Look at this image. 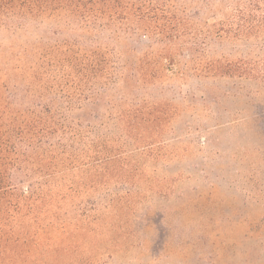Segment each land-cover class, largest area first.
Returning a JSON list of instances; mask_svg holds the SVG:
<instances>
[{
    "label": "rangeland",
    "instance_id": "obj_1",
    "mask_svg": "<svg viewBox=\"0 0 264 264\" xmlns=\"http://www.w3.org/2000/svg\"><path fill=\"white\" fill-rule=\"evenodd\" d=\"M114 1L131 11L104 26L60 15L0 30L4 47L48 53L41 86L79 104L86 166L70 176L102 172L85 195L105 200L100 216L37 264H264V0ZM78 46L113 56L119 77L78 89L60 58Z\"/></svg>",
    "mask_w": 264,
    "mask_h": 264
},
{
    "label": "trees",
    "instance_id": "obj_2",
    "mask_svg": "<svg viewBox=\"0 0 264 264\" xmlns=\"http://www.w3.org/2000/svg\"><path fill=\"white\" fill-rule=\"evenodd\" d=\"M119 8L130 10L114 0H0V30L15 33L33 20L60 15L86 30L92 24L103 25L105 15ZM138 10L135 17H143ZM89 51L78 46L76 52L70 49L60 57L75 71L78 89L115 81L121 72L113 74L114 57ZM36 54H30L27 45H0V264H37L45 247L52 258L61 250L70 254L71 248L62 243L74 228L96 220L93 215L100 216L105 201L85 198L101 187L100 170H91L85 180L70 176L86 166L75 147L80 131L69 118L79 104H61L48 96L40 77L51 58ZM210 69L229 73L221 63Z\"/></svg>",
    "mask_w": 264,
    "mask_h": 264
}]
</instances>
